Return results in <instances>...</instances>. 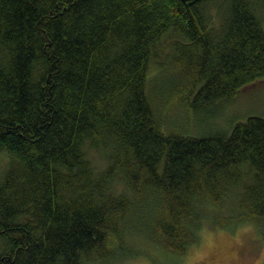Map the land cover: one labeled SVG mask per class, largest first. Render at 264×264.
<instances>
[{
  "label": "trees",
  "instance_id": "16d2710c",
  "mask_svg": "<svg viewBox=\"0 0 264 264\" xmlns=\"http://www.w3.org/2000/svg\"><path fill=\"white\" fill-rule=\"evenodd\" d=\"M263 11L264 0H0V264L174 261L205 222L253 224L264 239V115L192 135L157 113L166 96L196 112L263 78Z\"/></svg>",
  "mask_w": 264,
  "mask_h": 264
},
{
  "label": "rangeland",
  "instance_id": "374dc122",
  "mask_svg": "<svg viewBox=\"0 0 264 264\" xmlns=\"http://www.w3.org/2000/svg\"><path fill=\"white\" fill-rule=\"evenodd\" d=\"M261 20L264 28V11ZM169 38L170 35H167L162 39L149 61L148 90L151 93L156 87L157 74H164L160 68L170 49ZM160 104L157 112L159 120L165 121L163 125L171 130L192 135L228 130L233 120L242 119L248 114L264 115V77L243 85L232 101L196 112L189 110L188 104L183 99L180 102L175 96L163 97ZM91 158L94 163L100 161L97 153H93ZM3 167L4 160L0 157V172ZM204 224L199 242L174 261L165 256L161 258L162 263L149 262L141 257H123L119 264H264V239L253 224L239 226L233 231L211 226L207 222Z\"/></svg>",
  "mask_w": 264,
  "mask_h": 264
},
{
  "label": "bare ground",
  "instance_id": "6f19581e",
  "mask_svg": "<svg viewBox=\"0 0 264 264\" xmlns=\"http://www.w3.org/2000/svg\"><path fill=\"white\" fill-rule=\"evenodd\" d=\"M175 95H171V97H174ZM122 262V258H117L114 261L111 262V264H119Z\"/></svg>",
  "mask_w": 264,
  "mask_h": 264
}]
</instances>
